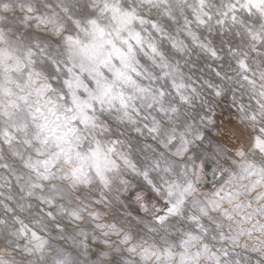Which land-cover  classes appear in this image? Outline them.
<instances>
[{
    "label": "clouds",
    "instance_id": "clouds-1",
    "mask_svg": "<svg viewBox=\"0 0 264 264\" xmlns=\"http://www.w3.org/2000/svg\"><path fill=\"white\" fill-rule=\"evenodd\" d=\"M0 264H264V0H0Z\"/></svg>",
    "mask_w": 264,
    "mask_h": 264
}]
</instances>
